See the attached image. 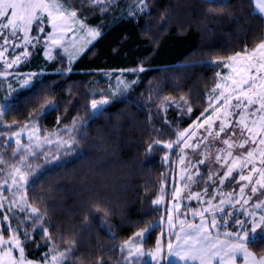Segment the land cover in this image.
Wrapping results in <instances>:
<instances>
[{"label": "trees", "instance_id": "trees-1", "mask_svg": "<svg viewBox=\"0 0 264 264\" xmlns=\"http://www.w3.org/2000/svg\"><path fill=\"white\" fill-rule=\"evenodd\" d=\"M65 2L78 10L79 18L100 28L102 35L71 64L70 73L60 74L58 70L66 69L69 60L60 51L53 60L45 57V33L19 69L42 73L44 96L57 106L36 121L42 136L70 127L74 117L87 123L76 133L77 139L81 135L83 139L66 166L55 170L48 166L43 178L29 186L28 199L44 215L51 243L36 227L26 255L42 261L52 245L59 251L72 245L70 264H123L126 256L120 246L142 229H150L144 248L157 247L167 208L152 201L162 186L168 192L167 203L172 199L178 149L153 145L149 153V145L154 139H175L177 123L187 127L199 115L219 81L216 74L224 72L223 63L216 67L207 62L223 60L245 45L254 47L264 38V16L253 0H217L226 7L212 13L204 0H147L146 12L134 17L127 13L137 0H112L106 13L85 0ZM141 65L145 71H129ZM113 72H123L136 83L106 105L102 116L88 119L90 99H99L101 92L109 94ZM4 95L0 81V101ZM181 97L193 108L191 114ZM34 99H22L13 107L3 117L0 133L18 131L29 123V113L36 115L44 103ZM5 124L12 127L7 129ZM13 149L6 136H0V153L9 163L14 162L9 159ZM32 162L44 164L42 156ZM249 250L264 257V234L249 243Z\"/></svg>", "mask_w": 264, "mask_h": 264}, {"label": "snow or ice", "instance_id": "snow-or-ice-1", "mask_svg": "<svg viewBox=\"0 0 264 264\" xmlns=\"http://www.w3.org/2000/svg\"><path fill=\"white\" fill-rule=\"evenodd\" d=\"M90 6L97 8L101 13H106L112 4V0H85ZM208 5L207 11L212 13L226 7L225 4L217 3V0H204ZM148 8L147 0H137L131 5L128 16L136 13H145ZM256 8L264 15V0H256ZM79 24L83 30L86 24L78 18V10L66 6L65 0H0V77L5 79L15 76L18 88L9 84L7 94L0 101V122L2 118L21 100H29L35 97L34 103L40 104L36 115L29 113V123L19 126L18 131L0 133L9 140L15 138V148L12 151L9 163L5 154L0 153V210L7 209L2 216V222L6 227L0 228V264H70L69 257L73 253V246L69 245L64 251L55 247H49L42 261H34L27 257L26 248L29 243L28 232H20V221L13 228L8 213L18 208L21 213L27 212L24 219L31 221L33 231L36 227L41 229V234L51 243L48 227H44L45 217L39 208L33 207L28 199L30 185L38 183L46 174V168L51 170L66 166L67 158L76 155L77 146L81 135L77 139L79 129L87 126L86 121L73 118L71 126L58 129L56 133H44L41 138L40 128L36 121L45 117L48 113L56 110V104L44 96V81L39 79L42 73L11 72L30 56V47L35 48L40 42V33H44L46 26L51 31L47 32L45 43V55H50L51 47H63L65 36L72 32L75 25ZM33 30L37 35H31ZM88 35L95 39L101 32L89 28ZM90 43V41H89ZM10 49H21L18 53ZM83 49H81L82 51ZM67 51V49H65ZM208 64L228 69L227 75H216L220 80L215 83L207 97V106L187 127L181 128L177 123L174 128L175 139L167 141L154 139L149 145L151 153L153 145H163L164 149H178L181 183L174 186L171 196L175 203L168 210V223L173 224V212H179L182 194L186 192L187 199L196 200L199 204L207 207L189 209L192 215L200 217L199 224H191L187 220H180V232L177 240L183 244L173 245L168 243V255L176 256L181 261H199V264H238L237 255L243 254L244 264H264V257L257 258L249 251V243L255 239L258 230L264 234V211L257 213V209H264V38L251 49L247 45L242 50L227 56L223 60L208 61ZM72 57H69V66L64 70H58L60 74L70 73ZM132 72H143L144 67L130 69ZM117 79V89L110 91L108 95L100 93V98L90 99L88 119H95L104 114L105 106L112 103L118 96L131 86L129 82ZM136 81H131L135 84ZM122 86V87H121ZM15 93V94H14ZM183 100L186 112L191 114L193 108L189 102ZM166 110V107H165ZM185 109H181L184 112ZM62 120L56 117V124ZM166 123H168L166 121ZM169 126H171L169 124ZM10 129L11 125H4ZM27 131V143L21 140L22 134ZM63 132L66 135H61ZM55 136V139H53ZM55 145V152L40 151L43 146ZM189 150L199 153L201 158L195 163L189 159ZM43 157L44 164H33V159ZM168 160L166 154L163 158ZM199 165L206 167V173L201 171ZM194 187L199 190H194ZM227 189V191L225 190ZM5 191L11 196H5ZM164 197V188H160V195L153 200V204L159 205ZM218 203H214L217 201ZM240 211L247 220L239 218V215L227 211L224 205ZM251 205V208L248 206ZM225 213L223 221L227 224L230 217L233 226H239L235 231L225 232L228 239L220 240L217 236L212 238L209 228H218L215 212ZM213 213L210 224L204 213ZM103 223V222H102ZM190 230V231H189ZM149 229L145 228L137 232L138 238L144 237ZM23 237V238H22ZM32 243L35 241L32 240ZM128 248L126 264H132L130 258L142 257L145 253L142 245H131L125 241L120 246L123 253ZM134 249V250H133ZM160 241L154 252H149L153 261L159 264L161 257Z\"/></svg>", "mask_w": 264, "mask_h": 264}, {"label": "rangeland", "instance_id": "rangeland-1", "mask_svg": "<svg viewBox=\"0 0 264 264\" xmlns=\"http://www.w3.org/2000/svg\"><path fill=\"white\" fill-rule=\"evenodd\" d=\"M253 1H254L255 5H256V0H253ZM66 6L69 7L67 3H66ZM256 10H257L258 13H260L257 8H256ZM79 19L83 20L81 18H79ZM85 24H86V27L83 30H81L80 29V25L77 24V25H75V27H74L72 32H68L66 34L63 47H58L57 46V47H51L50 48V55L53 57L52 59H49L46 55H45V57L48 60H53L54 56H55V53L57 51H60L67 58V60H69V57L71 56L72 57V64H73L102 35V30L100 28L92 26V25H89L87 22H85ZM89 28L96 29V30L100 31L101 35L96 37L95 39H92V37H90L88 35V29ZM49 31H51L50 26H46L45 32L39 34L40 38L45 33L47 35V32H49ZM31 35L35 37L34 30L31 33ZM89 41H90V43H89ZM44 45H45V43H44ZM37 46H38V44H37ZM35 48H31L30 47V53H31L30 56L25 61H23L20 66H18L17 68H14L12 70H9V71H11L13 73H15L17 71L20 72V73H25V72L20 71L19 69L30 59V57L32 56V52H33V50ZM65 49H67V51H65ZM81 49H83V50L81 51ZM10 51H15V52L18 53L19 51H21V49H10ZM44 54H45V51H44ZM0 69H2V66H0ZM228 72H229V70L224 68V72H220V74H221V76H223V75H227ZM27 73H33V72H27ZM124 75H125V73H123V72H115V73L113 72L111 74L109 73V77H110V81H111V84H110L111 86H110L109 92L110 91H115L117 89V79H116V77H118V76L120 77L121 80L129 82L130 85H131V82L128 81L127 78ZM219 80H220V77H219ZM0 81L2 83L3 89L5 90V95L7 94L9 84H12L14 88H18L19 87V85L16 82V79H15L14 75L13 76H9L6 79L4 77H0ZM129 88L126 91H128ZM3 124H4V118H2V122H0V126L3 125ZM60 134L61 135H66V134H62V133H60ZM41 138H43L42 135H41ZM6 139H7L8 142L12 143L13 144V148H15V138H12L11 140H9L6 137ZM53 139H55V136H53ZM21 140H22L23 143H27V131H25L22 134ZM50 149H52L51 152L54 153L55 152V145L54 144L53 145L45 144L42 149L38 150V152H40V151H50ZM188 158L191 159L193 161V163H195L196 160L201 158V157L199 156V153H192L189 150V157ZM181 167H182V165H180L179 159H178L177 172H176V175L173 178V182H172V187L173 188H174L175 185H178V184L181 183V181H180V169H181ZM199 168L201 169V171L206 173V167L204 165H199ZM194 190H199V189H196L194 187ZM225 190L227 191V189H225ZM167 193H168L167 191H164V197H163L162 202L160 203V205L165 206L167 208V211L165 212L164 217L160 221L161 225L163 226L164 234L159 240L160 241V247L162 249V251H161V257L162 258L160 259L159 264H161L163 261H166V263H171V264H199L198 260L197 261L184 262V261H181L178 257H176L174 255L173 256H169L168 255V247H167V245H168L169 242H171L174 246L177 245L178 243L179 244H183L182 240L178 241L177 238H176L177 234H180L182 237L184 235L183 233L180 232L179 221L180 220H187L191 224H199L200 223V217L199 216H195L194 217L192 215V212L189 209H191V208L201 209V208L207 207V205L206 204L201 205L196 200H189V199H187L186 192L183 193L182 194V198L179 201V203L181 205L179 212H173V224L175 225V227H171L170 228V225L168 223V210L171 209L172 204L175 203V201H173V199H171L170 202L167 203V198H168ZM4 195L10 197L11 193L5 191ZM7 203L8 202L5 201V209L0 210V228H4L3 224H2V216H3V214L5 213V211L7 209ZM214 203H218V200L214 201ZM224 207H225V209L227 211H232V212L236 213V215H239L240 219H243V220H247L248 219L240 211V206H237L236 209H233L229 205L226 204V205H224ZM248 207L251 208V205H249ZM256 211L259 214L261 211H264V209H257ZM214 214H215V216L217 218L218 228H209L210 236L212 238H216L218 236L220 240L228 239L227 237H225L224 233L226 231L227 232L235 231L239 227V226H233L232 225V220L235 219L236 217L235 216L230 217L228 219L227 224H225L224 221H223V217L225 216V213L217 211ZM8 215L11 218L10 222H11L13 228H15L17 226V222L19 220L20 221V232L24 233L25 231H27L28 232V239L32 238L33 230L27 228V225H30L31 221H28V220L24 219V217H26L28 215L27 212L21 213L19 211V209L16 208V209L13 210L12 213H8ZM204 215H205L208 223L210 224L213 213L206 212V213H204ZM5 224H6V222H5ZM149 231H150V229H149ZM149 231L145 233L144 237L138 238V237H136V235H134L129 240L131 242V245H142V250L145 253V255L142 256V257L130 258V260L132 261V264H146V263L157 264L156 261L152 260L151 256L147 255V253H149V252H154L156 248L154 250H152V251H148L143 246V240L147 237ZM254 235H255V238H257V237H261L263 234H261L259 232V230H258V232L256 234H254ZM171 237H173V239H171ZM51 247H55V246L52 245ZM124 253H125V256L127 257V254H128V248L127 247H125ZM255 257L260 258V257H258L256 255H255ZM237 262H238V264H244L243 254H238L237 255ZM123 264H126V258H125V261H124ZM213 264H218V261H214Z\"/></svg>", "mask_w": 264, "mask_h": 264}]
</instances>
